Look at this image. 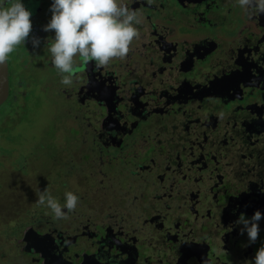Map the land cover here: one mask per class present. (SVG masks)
Returning <instances> with one entry per match:
<instances>
[{
	"label": "flooded vegetation",
	"instance_id": "obj_1",
	"mask_svg": "<svg viewBox=\"0 0 264 264\" xmlns=\"http://www.w3.org/2000/svg\"><path fill=\"white\" fill-rule=\"evenodd\" d=\"M21 2L33 25L19 45L27 91L41 72L42 90L63 98L76 124L72 137L54 139L58 149L43 146L53 151L40 174L64 193L77 182L107 191L87 210L78 204L82 214L67 212L69 228L51 218L22 226V259L0 264H44L49 250L61 264H255L264 247V14L250 16L238 0H124L142 17L128 57L92 62L64 86L49 51L55 31H44L54 0ZM8 62L11 97L21 78ZM257 211L253 243L238 221ZM81 221L90 240L74 252ZM28 229L56 240L45 257L24 249Z\"/></svg>",
	"mask_w": 264,
	"mask_h": 264
},
{
	"label": "clouds",
	"instance_id": "obj_2",
	"mask_svg": "<svg viewBox=\"0 0 264 264\" xmlns=\"http://www.w3.org/2000/svg\"><path fill=\"white\" fill-rule=\"evenodd\" d=\"M152 2L148 0L149 4ZM238 3L250 16L264 14V0H238ZM51 11V21L44 31H55L49 51L53 66L62 74L60 82L64 86L78 81L82 67L92 62L101 69L115 59H126L134 41L140 39L137 25L142 23L141 14L130 9L124 0H54ZM31 15L21 0L0 3V65L7 62L17 46L26 43L33 29ZM33 43L34 47L39 46V41ZM65 200L61 205L45 189L38 193L37 204L51 209L56 219H67L64 209L74 212L80 200L70 191L65 193ZM260 219L261 213L257 211L251 221L243 215L238 221L244 224L253 243L258 238L256 222ZM255 264H264V247L258 250Z\"/></svg>",
	"mask_w": 264,
	"mask_h": 264
},
{
	"label": "rangeland",
	"instance_id": "obj_3",
	"mask_svg": "<svg viewBox=\"0 0 264 264\" xmlns=\"http://www.w3.org/2000/svg\"><path fill=\"white\" fill-rule=\"evenodd\" d=\"M37 11L38 8L34 10V13ZM16 48H18L19 51L14 55V50L9 55L8 59L13 65L17 64V70L19 71L18 75L21 78V86L17 85L16 89H13L7 103L0 108V115L8 117V123L0 126V148L8 151L13 150L14 155L12 159L15 164L17 163L18 168H9V165H7L8 169L0 172V177L1 179L3 178L4 186H6L4 198L1 199L3 208L0 210H6L5 207L8 205L9 201L12 200V196H18L20 201L28 197V199L22 201V204L28 201L30 202L31 211L29 215H31V221L27 223L23 222V226L37 224L48 218L57 221L61 220L65 224L70 220V217L72 218L74 216H68L67 219H56L51 209L44 205L37 204L38 193L45 189H47L51 195L52 193L56 195L59 194L58 202L61 205L66 202V200L63 201V198H61L65 193L62 187L57 186L58 182L45 179V173L42 175L41 172L40 174V170L45 164V159L49 157L53 151V149L49 147L44 153V148L41 147L48 143L50 145H57L58 149V144L54 139H59L60 135L63 134L72 137V127L76 124L72 120L66 119L65 110L67 107L62 108L64 99L61 97H54L46 90H42L41 72L38 73V80L35 84L36 87L27 91L25 82L30 83L32 75L27 72L25 67L27 59L24 57V47L21 48L17 46ZM80 145L83 147L82 143ZM25 159L28 161L30 160V167L33 169L31 173L35 172L34 174H31L30 171L26 173L27 168L21 167V163L24 162ZM55 160L58 162L57 156ZM38 179L39 181L37 182ZM87 188L88 187L84 186L83 182H77L73 184L72 188L68 189V191L73 192L79 197V204L86 210L90 205L94 206L96 204V201H94L96 196H99L97 200H102L101 196L103 192L107 191L106 184H102V187L94 185L89 189ZM86 210L85 215L81 217L82 220L89 219ZM64 211L67 213V209H64ZM82 213V208L77 206L76 210L70 214L80 215ZM65 225L67 228L70 227V224ZM85 226H87V223L82 221L79 222V227L84 233L81 232L72 235L79 243L77 245H71V249L74 252L83 249L82 246L80 247V240L87 241L88 238L90 240L89 235H87L88 229H83ZM25 259L29 260V257L27 256Z\"/></svg>",
	"mask_w": 264,
	"mask_h": 264
},
{
	"label": "trees",
	"instance_id": "obj_4",
	"mask_svg": "<svg viewBox=\"0 0 264 264\" xmlns=\"http://www.w3.org/2000/svg\"><path fill=\"white\" fill-rule=\"evenodd\" d=\"M8 123V117H4L0 115V126ZM50 145V144H49ZM52 148H55L54 145H51ZM43 148V145L42 147ZM0 172L3 170H7V165L9 168H18L17 163L13 162V150H3L0 148ZM12 156V157H11ZM31 162L30 160H24L21 163V167H26L27 172L33 170L31 167L29 168ZM33 174L35 172H32ZM31 173V174H32ZM39 180H37L38 182ZM6 192V186H4V180L0 177V205L2 204V200L4 198ZM12 201L16 203V212L15 206L13 203L6 205L5 211L0 210V261L7 260L9 262L14 263V261L22 259V254L25 253L22 250L21 245V235L20 232L22 230L23 222H30V217L25 219V214L20 215V211L23 210L22 200L18 196H12ZM3 208V205H2ZM0 206V209H2ZM13 258V259H12Z\"/></svg>",
	"mask_w": 264,
	"mask_h": 264
},
{
	"label": "water",
	"instance_id": "obj_5",
	"mask_svg": "<svg viewBox=\"0 0 264 264\" xmlns=\"http://www.w3.org/2000/svg\"><path fill=\"white\" fill-rule=\"evenodd\" d=\"M10 98V68H9V62L7 60L6 63L0 65V108L4 106L7 101ZM29 231H25V237H24V249L27 251H36L42 253V255L45 257L43 252L45 251V247L47 245L51 246L53 245V241H56L52 236H43L37 234L33 229H28ZM33 235L37 236V239L33 238ZM44 244V246H43ZM49 256L47 259L53 262V264H61L60 257L57 256L54 253L52 254V251H45ZM45 257L44 264H50L48 260ZM88 257L84 258V261L82 264H87Z\"/></svg>",
	"mask_w": 264,
	"mask_h": 264
}]
</instances>
